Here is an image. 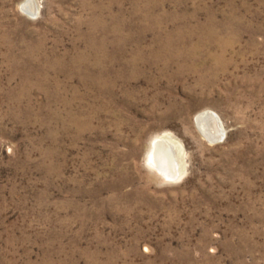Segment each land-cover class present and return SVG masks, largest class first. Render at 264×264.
Returning a JSON list of instances; mask_svg holds the SVG:
<instances>
[{"label":"rangeland","instance_id":"374dc122","mask_svg":"<svg viewBox=\"0 0 264 264\" xmlns=\"http://www.w3.org/2000/svg\"><path fill=\"white\" fill-rule=\"evenodd\" d=\"M24 2L0 0V264H264V0Z\"/></svg>","mask_w":264,"mask_h":264},{"label":"bare ground","instance_id":"6f19581e","mask_svg":"<svg viewBox=\"0 0 264 264\" xmlns=\"http://www.w3.org/2000/svg\"><path fill=\"white\" fill-rule=\"evenodd\" d=\"M37 8L36 5L34 7L32 3H29V0H25L21 7L29 16L37 12ZM202 116L203 119H200ZM215 120L216 119L207 112L200 113L196 117L197 129L211 143L217 141L220 132L218 129L220 123L218 124ZM177 143L178 142L174 138L163 135L154 139L149 152V163L152 168L166 178L172 180H177L182 176V172H180L181 149L178 145L179 143Z\"/></svg>","mask_w":264,"mask_h":264},{"label":"water","instance_id":"95a60500","mask_svg":"<svg viewBox=\"0 0 264 264\" xmlns=\"http://www.w3.org/2000/svg\"><path fill=\"white\" fill-rule=\"evenodd\" d=\"M29 3H32L33 6L35 7L34 0H29ZM35 14H36V12H34L32 16H35ZM207 113H208V112H207ZM208 114H210L212 117L215 118V116H214L213 114H211V113H208ZM200 119H203V116H202ZM215 119H216V118H215ZM215 121H217V120H215ZM196 122H197V121H196ZM217 123H218V121H217ZM218 129H219L220 132H219V135H218L217 141L221 140V138H222V132H221L220 126L218 127Z\"/></svg>","mask_w":264,"mask_h":264}]
</instances>
